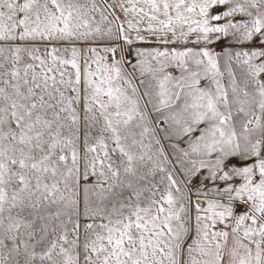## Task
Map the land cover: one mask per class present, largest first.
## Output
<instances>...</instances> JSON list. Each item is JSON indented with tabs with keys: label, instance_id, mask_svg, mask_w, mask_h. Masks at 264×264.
Listing matches in <instances>:
<instances>
[{
	"label": "snow or ice",
	"instance_id": "6c2138e0",
	"mask_svg": "<svg viewBox=\"0 0 264 264\" xmlns=\"http://www.w3.org/2000/svg\"><path fill=\"white\" fill-rule=\"evenodd\" d=\"M0 264H264V0H0Z\"/></svg>",
	"mask_w": 264,
	"mask_h": 264
}]
</instances>
